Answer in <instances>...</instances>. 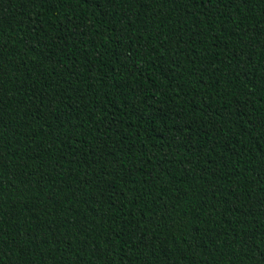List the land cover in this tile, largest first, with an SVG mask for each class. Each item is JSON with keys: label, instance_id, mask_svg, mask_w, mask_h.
<instances>
[{"label": "trees", "instance_id": "obj_1", "mask_svg": "<svg viewBox=\"0 0 264 264\" xmlns=\"http://www.w3.org/2000/svg\"><path fill=\"white\" fill-rule=\"evenodd\" d=\"M0 264H264V0H0Z\"/></svg>", "mask_w": 264, "mask_h": 264}]
</instances>
